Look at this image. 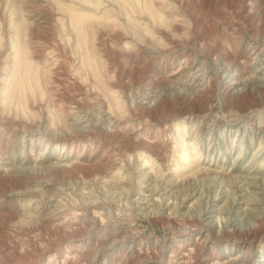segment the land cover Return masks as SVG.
<instances>
[{"label": "rangeland", "instance_id": "374dc122", "mask_svg": "<svg viewBox=\"0 0 264 264\" xmlns=\"http://www.w3.org/2000/svg\"><path fill=\"white\" fill-rule=\"evenodd\" d=\"M263 48L264 0H0V264H264Z\"/></svg>", "mask_w": 264, "mask_h": 264}, {"label": "bare ground", "instance_id": "6f19581e", "mask_svg": "<svg viewBox=\"0 0 264 264\" xmlns=\"http://www.w3.org/2000/svg\"><path fill=\"white\" fill-rule=\"evenodd\" d=\"M264 49V48H263ZM261 56H262V59L264 60V52L262 51V53H261ZM260 57V56H259ZM249 231V230H248ZM256 232L257 231H255V230H251L250 232H241V234H240V237H242L243 236V238H245V239H248V240H250L251 238H253L254 237V235L256 234ZM251 241V240H250Z\"/></svg>", "mask_w": 264, "mask_h": 264}]
</instances>
